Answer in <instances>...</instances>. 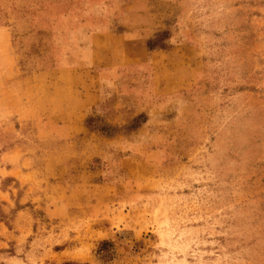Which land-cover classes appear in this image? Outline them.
Masks as SVG:
<instances>
[{"label": "rangeland", "instance_id": "obj_1", "mask_svg": "<svg viewBox=\"0 0 264 264\" xmlns=\"http://www.w3.org/2000/svg\"><path fill=\"white\" fill-rule=\"evenodd\" d=\"M0 264H264V0H0Z\"/></svg>", "mask_w": 264, "mask_h": 264}, {"label": "trees", "instance_id": "obj_2", "mask_svg": "<svg viewBox=\"0 0 264 264\" xmlns=\"http://www.w3.org/2000/svg\"><path fill=\"white\" fill-rule=\"evenodd\" d=\"M150 48H153L154 46H152L150 43H149V45H148ZM161 48H163V46H160ZM138 119H136L135 121H133V122H136ZM90 124V119L89 120H87V125L88 126H90L89 125Z\"/></svg>", "mask_w": 264, "mask_h": 264}]
</instances>
